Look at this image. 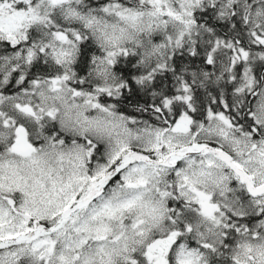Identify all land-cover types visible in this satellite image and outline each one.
Masks as SVG:
<instances>
[{"label": "snow or ice", "instance_id": "1", "mask_svg": "<svg viewBox=\"0 0 264 264\" xmlns=\"http://www.w3.org/2000/svg\"><path fill=\"white\" fill-rule=\"evenodd\" d=\"M0 264H264V0H0Z\"/></svg>", "mask_w": 264, "mask_h": 264}]
</instances>
